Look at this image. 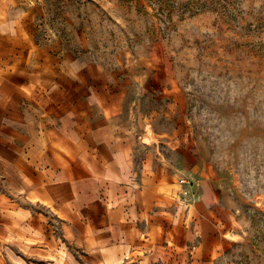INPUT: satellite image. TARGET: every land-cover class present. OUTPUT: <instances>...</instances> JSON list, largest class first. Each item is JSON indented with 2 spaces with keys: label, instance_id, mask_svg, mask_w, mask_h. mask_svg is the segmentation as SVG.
Listing matches in <instances>:
<instances>
[{
  "label": "rangeland",
  "instance_id": "1",
  "mask_svg": "<svg viewBox=\"0 0 264 264\" xmlns=\"http://www.w3.org/2000/svg\"><path fill=\"white\" fill-rule=\"evenodd\" d=\"M125 151L192 182L226 235L213 264H264V0H0V264H133L24 181L87 190ZM163 235L154 262L192 264L199 237Z\"/></svg>",
  "mask_w": 264,
  "mask_h": 264
},
{
  "label": "crops",
  "instance_id": "2",
  "mask_svg": "<svg viewBox=\"0 0 264 264\" xmlns=\"http://www.w3.org/2000/svg\"><path fill=\"white\" fill-rule=\"evenodd\" d=\"M95 160L92 159V169L85 170L87 178L82 183L89 187L87 190L78 191L79 181L49 184L48 171H42L34 178L32 175L24 178L26 192L30 193V198L54 206L77 227L82 225L81 233L74 228L75 235L92 234L94 249L111 251L115 256L113 263H119L122 256L129 253L128 263L157 264V258L162 255L163 234L174 235L175 229L188 243L199 237L192 264L215 262L226 235L219 230V224L207 218V202L201 203V211L197 210L196 216L190 211L192 204H186L189 199L181 194L182 184L178 182L181 186L178 189L169 176L155 172L148 162L142 164L138 173L126 151L118 153L114 159L97 155ZM178 196L184 200L183 206ZM206 227L213 230L210 239L203 235ZM150 247L154 248L152 252Z\"/></svg>",
  "mask_w": 264,
  "mask_h": 264
},
{
  "label": "built area",
  "instance_id": "3",
  "mask_svg": "<svg viewBox=\"0 0 264 264\" xmlns=\"http://www.w3.org/2000/svg\"><path fill=\"white\" fill-rule=\"evenodd\" d=\"M179 183L183 185L181 194L190 200L193 197L192 182H188L185 178H180Z\"/></svg>",
  "mask_w": 264,
  "mask_h": 264
}]
</instances>
